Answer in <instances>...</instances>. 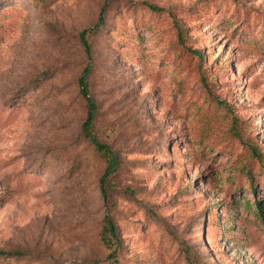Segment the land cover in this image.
Returning <instances> with one entry per match:
<instances>
[{
    "label": "rangeland",
    "instance_id": "374dc122",
    "mask_svg": "<svg viewBox=\"0 0 264 264\" xmlns=\"http://www.w3.org/2000/svg\"><path fill=\"white\" fill-rule=\"evenodd\" d=\"M87 60L92 131L119 160L107 208ZM257 198L264 0H0V251L26 253L0 264H264Z\"/></svg>",
    "mask_w": 264,
    "mask_h": 264
},
{
    "label": "trees",
    "instance_id": "16d2710c",
    "mask_svg": "<svg viewBox=\"0 0 264 264\" xmlns=\"http://www.w3.org/2000/svg\"><path fill=\"white\" fill-rule=\"evenodd\" d=\"M107 1V0H106ZM105 5L102 6L100 11V16L98 17L97 23L93 27L84 28L81 30L78 34V40L80 44L82 45L84 52L86 54L87 59L90 58V44L87 37H89L91 34L97 33V31L101 27L102 23V13L104 11ZM151 9L158 10V7L151 6ZM177 36H178V42L183 43L185 42V34L181 27L177 26ZM195 54H197V51H194ZM90 71V63L89 60H87L82 73L78 79L79 83V91L82 95V97L85 99L86 107H87V115L86 119L82 124L81 128V134L93 145L94 149L98 152L100 157L105 162V167L103 169L102 174L99 177V187H100V193L102 195V200L104 201V205L109 207V205L113 204V179L117 172V167L119 165L118 157L107 144L100 142L96 135L93 133V122L96 116V110L97 106L95 102L88 96V85H87V76ZM238 132V131H236ZM256 147L252 145L251 152L253 155L260 156V153L256 151ZM245 177L248 178V183L250 190L252 192L255 191L254 187V181H253V174L251 173L250 169L244 173ZM255 208L257 210V215L261 218L262 222H264V215H263V203L260 199H254ZM208 214V213H207ZM105 224L102 226L101 230V238L103 241V244L107 247H113L114 251L110 252L108 254V257L112 259V261L116 262V244L118 243V239L116 236V226L114 225L110 212L106 213L104 216ZM184 254L189 257L190 251L188 249L184 250ZM0 255L3 256H12V257H23L26 255L25 252L20 250H11V251H0Z\"/></svg>",
    "mask_w": 264,
    "mask_h": 264
}]
</instances>
